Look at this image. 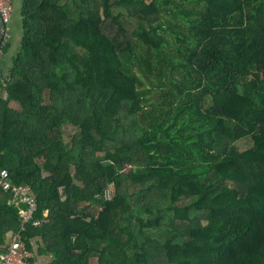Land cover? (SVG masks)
<instances>
[{
  "label": "trees",
  "instance_id": "1",
  "mask_svg": "<svg viewBox=\"0 0 264 264\" xmlns=\"http://www.w3.org/2000/svg\"><path fill=\"white\" fill-rule=\"evenodd\" d=\"M21 18L0 170L35 193L27 250L37 236L51 264H264V0H23ZM11 199L0 186V254Z\"/></svg>",
  "mask_w": 264,
  "mask_h": 264
},
{
  "label": "built area",
  "instance_id": "2",
  "mask_svg": "<svg viewBox=\"0 0 264 264\" xmlns=\"http://www.w3.org/2000/svg\"><path fill=\"white\" fill-rule=\"evenodd\" d=\"M14 5L15 0H0V16L5 22L6 30L7 25L13 18ZM0 186L7 191H11L12 199L9 204L17 207L20 218L19 229L11 234L9 242L4 246V251L0 254V264H30L29 260L32 255L26 248L23 233L30 223L34 227H39L42 224V221L34 219L37 209L35 193L29 187L15 185L5 169L0 170ZM113 188H105L103 193L105 200L113 199L115 194Z\"/></svg>",
  "mask_w": 264,
  "mask_h": 264
},
{
  "label": "crops",
  "instance_id": "3",
  "mask_svg": "<svg viewBox=\"0 0 264 264\" xmlns=\"http://www.w3.org/2000/svg\"><path fill=\"white\" fill-rule=\"evenodd\" d=\"M15 2L16 10L13 13L12 20L7 25L5 38L0 46V75L2 74L3 76L9 75L13 58L18 52L23 39V23L21 18L22 0H16ZM10 236L11 235L8 234L5 244L9 242ZM30 247L31 250H28L32 255L29 262L30 264L52 263V256L50 253L46 252L40 237H34Z\"/></svg>",
  "mask_w": 264,
  "mask_h": 264
},
{
  "label": "rangeland",
  "instance_id": "4",
  "mask_svg": "<svg viewBox=\"0 0 264 264\" xmlns=\"http://www.w3.org/2000/svg\"><path fill=\"white\" fill-rule=\"evenodd\" d=\"M104 26H105V31L107 32V34H109V35H111L112 36V38H113V40L116 42V43H118V44H122L123 43V41H124V39H123V37L121 36V34L120 33H118L117 32V28L115 27V26H113L111 23H110V21H107V22H105V24H104ZM12 106L13 107H15V108H18V105L16 104V103H12ZM72 133V132H71ZM69 135H71L70 133H69ZM69 135H67V136H65V139L67 138V141H69L70 140V136ZM68 136H69V138H68ZM44 162V159H40L39 160V163H43ZM230 185L231 186H235V184L234 183H230ZM113 188V185L112 184H108L107 186H106V188ZM113 191H114V193H115V189L113 188ZM105 199V198H104ZM93 205H85L84 206V209L85 210H90L91 208H93L92 207ZM88 213H90L91 214V211H89Z\"/></svg>",
  "mask_w": 264,
  "mask_h": 264
},
{
  "label": "water",
  "instance_id": "5",
  "mask_svg": "<svg viewBox=\"0 0 264 264\" xmlns=\"http://www.w3.org/2000/svg\"><path fill=\"white\" fill-rule=\"evenodd\" d=\"M22 5H23V0H22ZM5 35H6V25L0 16V46L5 38Z\"/></svg>",
  "mask_w": 264,
  "mask_h": 264
}]
</instances>
